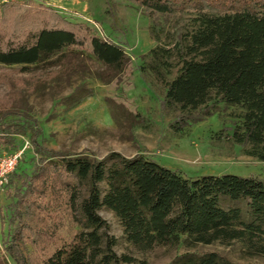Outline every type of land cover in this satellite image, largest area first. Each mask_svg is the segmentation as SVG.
<instances>
[{
	"label": "trees",
	"instance_id": "trees-1",
	"mask_svg": "<svg viewBox=\"0 0 264 264\" xmlns=\"http://www.w3.org/2000/svg\"><path fill=\"white\" fill-rule=\"evenodd\" d=\"M127 1L143 8L151 19L186 15L192 23L177 34L172 47L156 45L141 55L150 58L149 68L160 78L170 70L172 56L177 57L176 74L164 80V108L179 109L170 127L180 129L218 102L238 105L241 121L231 139L244 154L264 161V0ZM12 9L22 12L11 17ZM1 10L0 63L23 64L21 69L27 70L29 65L55 60L62 69L84 71L89 61H95L100 65L95 77L107 83L129 62L120 44L85 22L67 19L49 4L10 0ZM150 31L154 36L153 27ZM55 76L47 72V78ZM80 100L77 97L74 103ZM23 116V121L0 123V146L8 144L12 134L30 130L39 157L14 193L0 264H146L113 250L115 238L106 236L101 207L113 212L126 240L140 251L179 242L189 247L249 239L264 254V179L232 173L187 178L147 157L146 149L132 156L111 151L100 159L57 152L40 143L41 130L28 114ZM226 200L242 202L245 209L225 208ZM65 212L79 229L61 240L55 227ZM46 225L53 230L44 235L41 229ZM41 240L53 247L26 254L21 246ZM171 264L237 263L215 251H187Z\"/></svg>",
	"mask_w": 264,
	"mask_h": 264
},
{
	"label": "rangeland",
	"instance_id": "rangeland-1",
	"mask_svg": "<svg viewBox=\"0 0 264 264\" xmlns=\"http://www.w3.org/2000/svg\"><path fill=\"white\" fill-rule=\"evenodd\" d=\"M7 1L10 0L0 1V9ZM37 1L51 5L69 20L87 23L97 34L120 44L129 62L119 76L107 83L95 77L100 69L95 61H89L84 71L62 69L55 65V60L29 65L27 70L21 69L23 64L0 63V123L23 121V114H28L33 126L41 130L40 143L57 152L100 159L111 151L132 156L146 149L147 157L187 178L232 173L264 179V161L244 154L241 145L231 139L233 128L241 121L240 106L218 102L209 113L204 109L199 119L180 129L170 127L179 109L177 106L164 108V80L176 74L177 57L172 56L170 70L160 78L149 68L150 58L141 55L156 45L172 47L177 34L192 27L188 16L165 20L157 15L151 19L143 8L127 0ZM11 11L8 13L11 17L22 12L20 9ZM0 15L3 16L2 10ZM151 27L157 40L151 34ZM49 70L58 76L47 78ZM77 97L82 100L74 103ZM9 112L16 114L8 115ZM32 135L30 130L12 134L11 141L0 146V156L24 149L0 193V257L14 193L20 187V179L32 170L39 157L33 149ZM100 186L106 188L104 182ZM79 191L80 196L85 195L82 187ZM231 205L245 209L242 202H222L225 208ZM98 213L107 224L106 236L115 238L113 250L118 255L128 254L136 260H144L146 264H171L177 255L187 251H215L237 264H264V254L259 253L249 239L198 243L189 247L179 242L175 246L156 245L140 251L126 240L122 225L111 210L101 207ZM61 220L60 226L55 227L59 239L79 229L67 212ZM51 230L53 228L46 225L41 232L45 235ZM21 246L26 254L53 247L43 240L34 246L25 241Z\"/></svg>",
	"mask_w": 264,
	"mask_h": 264
},
{
	"label": "built area",
	"instance_id": "built-area-1",
	"mask_svg": "<svg viewBox=\"0 0 264 264\" xmlns=\"http://www.w3.org/2000/svg\"><path fill=\"white\" fill-rule=\"evenodd\" d=\"M23 152L24 149H21L13 153L4 154L0 156V193L3 191L5 185L8 183L9 176L14 171L16 165L22 157Z\"/></svg>",
	"mask_w": 264,
	"mask_h": 264
}]
</instances>
